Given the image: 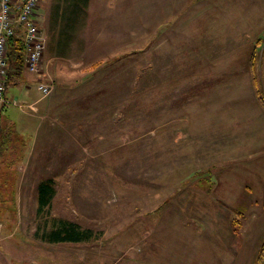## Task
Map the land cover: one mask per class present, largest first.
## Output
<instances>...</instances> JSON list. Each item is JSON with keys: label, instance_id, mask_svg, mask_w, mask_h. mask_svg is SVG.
Here are the masks:
<instances>
[{"label": "rangeland", "instance_id": "obj_1", "mask_svg": "<svg viewBox=\"0 0 264 264\" xmlns=\"http://www.w3.org/2000/svg\"><path fill=\"white\" fill-rule=\"evenodd\" d=\"M57 2L41 0L47 41ZM72 32L61 55L46 46L50 95L32 105L36 83H26L30 95L9 87L18 104L3 116L28 139L27 114L52 117L39 126L38 159L18 183V202L0 207L9 208L0 224H18L16 239L23 236L0 242V264H198L205 245L195 234L187 242L185 224L200 234L202 224L229 223L244 224L231 251L253 264L264 238V199L253 190L264 182V109L250 59L256 50L264 82V45L256 47L264 44V0H90ZM90 69L93 78L65 89ZM55 172L51 216L92 229L91 240L34 235V178ZM154 224L178 225L150 237Z\"/></svg>", "mask_w": 264, "mask_h": 264}, {"label": "crops", "instance_id": "obj_2", "mask_svg": "<svg viewBox=\"0 0 264 264\" xmlns=\"http://www.w3.org/2000/svg\"><path fill=\"white\" fill-rule=\"evenodd\" d=\"M89 1L90 0H88L87 7L89 6ZM57 3H59L60 11H63L64 6L66 5V0H58ZM40 4H41V0L39 1V6ZM53 7L55 8L54 5ZM51 12L52 11H50L47 17V28H48L47 33L49 35V39L47 41V48L51 53L56 55H61L62 51L68 50L71 47L72 41H69V43H64L62 42L61 35L58 32L55 35L56 29H58V31L60 32L61 24L53 23V26L50 24V21L53 22V15H54ZM39 15H40V11L38 14V21L41 29L43 30L41 17H39ZM12 37L21 38L22 42H24V35L21 29H17L16 33ZM12 37L9 39V42L12 40ZM9 42H8V46H9ZM24 53H25V58L22 65L19 63L18 58H16L14 55L12 59H10L9 57V72L7 76V95L8 97H10V99L17 98L14 95L10 94L9 92V87L12 85H17L19 88H22L23 93L25 95L31 94V87L26 83H36L38 89V82L40 80V75L37 73H33L28 69L27 60H26V50L24 51ZM95 66L96 64L94 65V68H96ZM96 74L97 71L94 72L90 69L89 71H87V74L84 76L82 81L78 80L75 84H71L68 86V88L65 89H70L72 87L76 88L77 85H79L81 82L93 78ZM38 91L40 92V96L37 99H35L32 105H34L39 100L42 101V97L43 98L45 97L39 89ZM47 112L48 115H43V113L41 115H38L37 112L35 111H32L30 114H27L26 116L27 120L21 123V127L24 128L26 126L28 128H31V130L33 129V131H31L29 139L16 128L15 122L5 118L2 114V123L0 129V174L1 173L3 174L1 178L7 185L5 187L2 186V189H4L6 192L4 191V199L0 201V207H8L11 200H13L14 204H16L18 202V197L21 196L20 195L21 190L18 188V183L21 181H25V175L27 173L33 174L31 170H34V168L31 169V163L33 159H38L35 158L34 154L38 147L37 142L39 137L38 135L39 126L42 121L44 122L43 124H45V122L48 121V120L45 121L44 119L46 116H48V118L52 117L51 115H49L50 110H48ZM54 117L58 118L59 121L61 120V115L59 116L55 115ZM38 163H41V161L38 160ZM44 171L48 172L47 169H44ZM43 173L44 172L41 171V174ZM57 174L58 172H55L51 176H39L34 178L38 180L36 214L40 216L39 217L40 220L38 222L39 224L37 226L36 231L34 232V235L36 237L38 236L37 238H40L45 243L46 242L50 243L48 241H44L42 239L43 238L42 236L44 231L49 228V225L46 224V220L48 219V216L53 217L51 216L52 214L50 212L53 201L51 205L47 206L42 210L41 214H38L39 211L38 185L41 181L44 180L53 179L55 181L54 177ZM55 187H56V182H55ZM253 190L260 198L264 199V182L258 183L255 189ZM55 196L53 197V200ZM0 198L2 197L0 196ZM4 201L7 204H4L3 203ZM258 203H260V201H257V205ZM8 211L9 208L6 210H2L0 212H8ZM263 211H264V202L262 203V213ZM17 225L18 224H0V242L6 240L11 241V239L19 241L20 238H23V236H20L19 239H16V235L18 234ZM177 225L178 224H154V226L151 227L154 228V231H152L148 235H150V237L151 236L157 237L160 235L165 236L167 230L174 229ZM185 225L186 227L184 229L186 236L184 237L187 240V242L189 241V237L191 238V241H194V234H195L197 235L195 240L199 241L201 246H202V242L205 245V249H202V252L204 253L198 264H237L236 262L240 264L239 260L241 258V255L239 257L236 256L237 252L235 250H233V252L231 251V245L235 240L236 234H240V230L239 228H237V226L242 227L244 224H231V223L202 224L203 225L202 233L200 234L199 233L196 234L195 230L192 229L193 227H188V224ZM247 225L249 227L246 228L247 233H251L250 229L253 226V224H245V227H247ZM141 227L144 230L145 225H142ZM161 229L162 232L160 231ZM146 232L147 229L144 230L142 234H146ZM260 232H263V237H264V224H263V229H261Z\"/></svg>", "mask_w": 264, "mask_h": 264}, {"label": "trees", "instance_id": "obj_3", "mask_svg": "<svg viewBox=\"0 0 264 264\" xmlns=\"http://www.w3.org/2000/svg\"><path fill=\"white\" fill-rule=\"evenodd\" d=\"M88 0H66V5L63 11L59 9V3L55 5L53 23L63 24L59 34L61 35L62 42L69 43L73 36L75 26L80 24L87 13ZM263 41L259 40L256 47L263 46ZM9 57L12 59L13 55L18 58L19 63L22 65L25 58V46L21 38H13L9 42ZM257 49V48H256ZM256 50L250 59V66L252 70L253 85L255 89L256 98L260 106L264 109V82L260 80L259 75L255 70ZM261 68H263L264 75V57L262 59ZM38 201L39 211L52 204L53 197L56 194L55 181L53 179L41 181L38 185ZM40 217V216H39ZM49 228L43 233V240L51 243L59 242H84L94 238L95 233L92 229L82 227L78 222L62 218V217H49L46 220ZM253 264H264V238L262 245L257 252Z\"/></svg>", "mask_w": 264, "mask_h": 264}, {"label": "built area", "instance_id": "obj_4", "mask_svg": "<svg viewBox=\"0 0 264 264\" xmlns=\"http://www.w3.org/2000/svg\"><path fill=\"white\" fill-rule=\"evenodd\" d=\"M40 0H0V129L2 112L11 103L7 95V76L9 72V39L17 29L24 35V46L28 69L40 75L38 89L44 96L50 95L55 84L52 79L44 81L43 58L47 39L38 21Z\"/></svg>", "mask_w": 264, "mask_h": 264}]
</instances>
